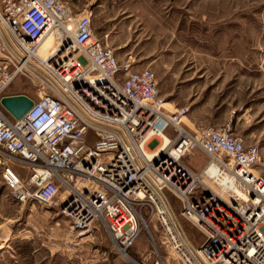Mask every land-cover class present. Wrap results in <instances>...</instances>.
Returning a JSON list of instances; mask_svg holds the SVG:
<instances>
[{
	"label": "built area",
	"instance_id": "1",
	"mask_svg": "<svg viewBox=\"0 0 264 264\" xmlns=\"http://www.w3.org/2000/svg\"><path fill=\"white\" fill-rule=\"evenodd\" d=\"M0 28L8 40L0 100L30 64L45 74L21 119L0 105V177L15 203L57 209L72 236L102 227L127 264L147 261L129 253L143 232L153 241L144 215L156 218L180 264H264L256 145L230 126L189 130V109H168L154 74L118 60L90 15L73 16L61 0H0ZM51 30L57 52L43 62L34 54ZM195 153L204 158L198 170L183 161ZM165 193L203 233L199 247L175 234Z\"/></svg>",
	"mask_w": 264,
	"mask_h": 264
},
{
	"label": "rangeland",
	"instance_id": "2",
	"mask_svg": "<svg viewBox=\"0 0 264 264\" xmlns=\"http://www.w3.org/2000/svg\"><path fill=\"white\" fill-rule=\"evenodd\" d=\"M61 1L73 16L90 15L96 35L107 37L105 43L118 60H130L135 69L154 74L168 109H189V130L230 126L245 145H256L260 160L255 173L264 177V0ZM3 39L0 28V48ZM47 40L34 54L43 62L57 50L52 39L46 51ZM30 66L4 96L39 98L45 75ZM183 161L195 170L204 164L197 153ZM19 174L28 176L25 171ZM165 195L173 211L171 226L185 241L178 222L185 232V226H195L180 218L176 198ZM144 219L153 241L143 232L130 255L147 257L145 264L157 259L180 264L156 218ZM68 226L55 208L15 203L0 177V264H127L102 227L76 237L69 235ZM186 234L199 246L200 233L194 229Z\"/></svg>",
	"mask_w": 264,
	"mask_h": 264
},
{
	"label": "water",
	"instance_id": "3",
	"mask_svg": "<svg viewBox=\"0 0 264 264\" xmlns=\"http://www.w3.org/2000/svg\"><path fill=\"white\" fill-rule=\"evenodd\" d=\"M0 105L15 120H19L32 107L33 100L26 95H9L1 98Z\"/></svg>",
	"mask_w": 264,
	"mask_h": 264
},
{
	"label": "crops",
	"instance_id": "4",
	"mask_svg": "<svg viewBox=\"0 0 264 264\" xmlns=\"http://www.w3.org/2000/svg\"><path fill=\"white\" fill-rule=\"evenodd\" d=\"M92 25H93V23H92ZM52 39H54V41H55V44H56V38L55 37H53V36H50L49 37V39L46 41V51L49 49L47 46H48V44H49V42H50V40H52ZM54 43V42H53ZM52 46V45H51ZM46 55H48V54H46ZM46 60H47V57H46ZM29 97V96H28ZM31 98V97H30ZM31 99H33V98H31ZM172 218V217H171ZM175 225V224H174ZM178 228L180 229V231L184 234V236H185V238H186V240H187V243H188V245L189 246H191V247H193V248H197V247H199L203 242H204V240H205V237H204V235H203V233L198 229V228H193V229H191V228H189V227H187V226H185L186 227V230H187V232H185V229H184V227L178 222ZM175 229H176V232L178 233V237H179V234H180V232L178 231V229L176 228V226H175ZM196 230L198 233H200L201 235H202V241H201V243L199 244V246H197L196 244H194V242L190 239V237H189V235L188 234H186V233H188V231H192V230ZM180 238V237H179ZM184 241V240H183Z\"/></svg>",
	"mask_w": 264,
	"mask_h": 264
},
{
	"label": "bare ground",
	"instance_id": "5",
	"mask_svg": "<svg viewBox=\"0 0 264 264\" xmlns=\"http://www.w3.org/2000/svg\"><path fill=\"white\" fill-rule=\"evenodd\" d=\"M50 36H53V37H55L56 39H57V32H56V30H51L40 42H39V44H41V43H43L45 40H47V39H49V37ZM39 44H38V46H39ZM38 46H37V48H38ZM11 48H13V46H11ZM57 52V50L55 51V53ZM55 53L50 57V58H52L54 55H55ZM35 56V55H34ZM36 57V56H35ZM37 58V57H36ZM49 58V59H50ZM38 59V58H37ZM41 60V59H40ZM29 65V64H28ZM30 67H32V66H30ZM43 75H45V74H43ZM167 104L168 103H166V107H167ZM185 120L186 119H183L182 121L183 122H185ZM165 141H166V139H165ZM168 210H169V208H168ZM169 212H170V210H169ZM171 212H170V216H171ZM174 217V216H173ZM175 218V217H174ZM186 241V243H187V240H185Z\"/></svg>",
	"mask_w": 264,
	"mask_h": 264
}]
</instances>
